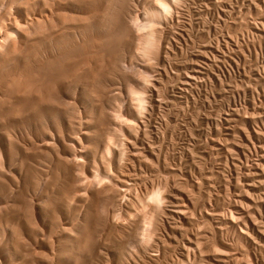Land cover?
I'll list each match as a JSON object with an SVG mask.
<instances>
[{
	"label": "rangeland",
	"instance_id": "1",
	"mask_svg": "<svg viewBox=\"0 0 264 264\" xmlns=\"http://www.w3.org/2000/svg\"><path fill=\"white\" fill-rule=\"evenodd\" d=\"M0 264H264V0H0Z\"/></svg>",
	"mask_w": 264,
	"mask_h": 264
},
{
	"label": "bare ground",
	"instance_id": "2",
	"mask_svg": "<svg viewBox=\"0 0 264 264\" xmlns=\"http://www.w3.org/2000/svg\"><path fill=\"white\" fill-rule=\"evenodd\" d=\"M144 26V25H143ZM144 27H146V26H144ZM152 27V26H151ZM150 28V27H149ZM140 29H142L141 28V26H140ZM141 32V31H140ZM154 36V35H153ZM153 39V38H152ZM150 41H152V40H150ZM142 100V99H141ZM140 101V100H139ZM142 103V102H141ZM153 196H155V195H153ZM154 198V197H153ZM156 198V197H155ZM155 200V199H154Z\"/></svg>",
	"mask_w": 264,
	"mask_h": 264
}]
</instances>
